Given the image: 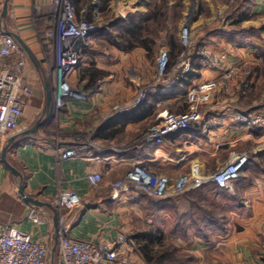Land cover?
Returning <instances> with one entry per match:
<instances>
[{
	"label": "crops",
	"instance_id": "obj_1",
	"mask_svg": "<svg viewBox=\"0 0 264 264\" xmlns=\"http://www.w3.org/2000/svg\"><path fill=\"white\" fill-rule=\"evenodd\" d=\"M5 2L6 0H0V49L2 37L13 33L28 46L37 59L40 49L38 44L34 43L33 37L36 32L31 14L33 9L39 10L41 17L44 18L43 21L40 20L39 29L40 32L45 33L46 29L53 26L52 19L50 20L48 16V6L51 0H8L7 13L2 15ZM253 12L256 15H264V0H256ZM87 42L89 44V40ZM87 42L82 44L84 51L82 56L91 48ZM43 43L41 49L43 48L44 54L47 53L51 59L49 67L44 68L47 71L54 66V54L51 41L44 38ZM219 50L212 49L211 51L218 53ZM230 54V62H236L237 57H244L250 53L234 55L231 52ZM39 68L37 69L27 57L24 75L29 87L35 84ZM97 68L104 70L101 65ZM199 74V78L193 80L191 86L218 78L217 73L206 70L199 71ZM83 85L76 71L71 76V86L81 96L67 100L63 109L52 119L55 130L60 134L58 142H52L40 135L33 137V134L15 139L18 132L0 137V152L3 146L13 139L6 157L10 164H15L20 168L21 172L14 167L21 174V184L27 196L49 203L61 191H74L81 198V205L65 214V225L69 229V236L79 241L113 244L120 233H126L129 237L139 231L136 230V226L134 227L136 224L129 210L137 208L141 200L136 198V193L123 195L117 201L110 200L108 192L96 194L84 179L87 174L102 173L101 188L121 180L134 165H141L147 171L157 175H166L171 179L181 175L202 177L210 172L209 166L222 148L229 150V161L235 153H241L242 147L249 143L254 146L252 156H249L251 157L250 164L242 171L240 178L233 183L231 190H227L230 192V197H215L213 202L219 219L226 221L224 228L229 230L230 237L213 246L202 245L200 240L194 242L174 240L179 248L187 249L189 253L198 258L197 264H206L202 261L201 254L207 252H213L214 256L221 254L220 257H227L232 264H263L260 255L264 254V136L253 138L246 128L225 120L219 129L208 136H200L194 128H191L182 137L168 138L161 149L151 145H139L137 142L120 155L109 151H103V154H100L90 150L74 160L62 161L60 159L62 150L75 144L73 138L76 134L91 136L99 144L104 143L107 146L111 144L112 147L118 135H123L122 139L126 140L128 136L147 129L155 114L154 102H165L164 106L169 110L174 105L170 103L176 101L174 98H179L188 90L187 88L186 92H178V94L173 91L171 96L166 97L165 95L171 92L161 90L154 101L151 94L140 110V112L147 110L146 116L121 125V121L110 115V107L113 101L122 100L123 87L118 90V86H115V83L108 78L99 82L97 92L93 89L86 91ZM44 87L43 84L41 90L45 97ZM236 94H238L237 97L231 100L233 104H230L233 111L244 113L257 110L253 104H247L248 102L235 103L238 99L247 97V84L237 86ZM52 104L46 112L45 100L43 106L39 107H32L31 104L25 102L20 125L24 126L25 119L28 122L31 118L49 114L52 111ZM110 131L118 133L114 138L106 139L108 140L106 141L104 135ZM186 142L190 146H187ZM202 188L206 189L205 186ZM190 203L187 196H181L170 203L153 200V207L158 209V213L153 214V219L146 220L145 224L150 229L161 231L165 237L172 238V240L180 238L178 233H175L179 229L186 236H199V229H196L190 217ZM171 204L174 205V211L176 210L177 214H174V211L173 213L168 211L171 209L168 208ZM27 209L28 205L24 204L17 194V184L13 176L0 163V227L18 229L28 232L33 238L44 240L49 248V256L45 264H59L57 253L53 255V252H56L52 222L54 212L41 208L47 221L43 226L36 227L26 220ZM134 215L137 214L134 213ZM135 251L130 254L131 260L144 264Z\"/></svg>",
	"mask_w": 264,
	"mask_h": 264
},
{
	"label": "built area",
	"instance_id": "obj_2",
	"mask_svg": "<svg viewBox=\"0 0 264 264\" xmlns=\"http://www.w3.org/2000/svg\"><path fill=\"white\" fill-rule=\"evenodd\" d=\"M98 6L99 0H91L88 9L85 7L77 13L71 0H51L49 3L53 28L46 33L45 38L51 41L54 66L46 71V80L52 94V111L55 113L63 109L68 99L81 96L72 88L71 76L79 67L82 44L97 32L95 22L100 16ZM88 12L90 18L84 17ZM188 33L187 26H184L180 36L184 51L171 70L174 75L172 81L167 74L169 60L166 50L160 52L156 62L157 79L165 84L171 81L166 85V90L191 69L190 56L186 50L190 46ZM200 56V71L217 73L218 78L190 86L187 92L179 97V101L186 105L183 112H170L162 101L156 102L154 117L142 133L139 145H151L161 149L168 138L182 137L191 128L200 136H208L219 129L225 120L253 132L264 129V114L259 110L239 113L227 104L211 107L210 102L216 93L232 97L236 79L243 74L242 64L230 62L226 52L214 55L208 47L200 51ZM26 61L25 53L14 38L3 36L0 49V137L17 131L25 102L32 95L24 75ZM151 94L153 91L139 93L130 107L128 105L114 108L113 116L120 117L138 108ZM186 144L190 146L189 143ZM94 147L96 146L93 142L72 144L62 150L60 159L74 160ZM246 165L247 154L235 153L215 173L203 177L181 175L171 179L166 175L147 171L141 165H134L121 180L109 183L105 188H101L102 173L93 172L87 174L84 179L96 194L108 192L112 201L131 193H140L153 200H165L207 184L231 190ZM50 202L55 207L58 221L56 253L59 264H138L130 258L131 252L135 251V244L126 233H120L113 244L79 241L69 236L65 214L81 205V198L74 191H61ZM26 220L33 226L41 227L46 223L47 217L43 209L28 205ZM48 256L49 248L44 240L33 238L28 232L18 229L0 227V264H45Z\"/></svg>",
	"mask_w": 264,
	"mask_h": 264
},
{
	"label": "rangeland",
	"instance_id": "obj_3",
	"mask_svg": "<svg viewBox=\"0 0 264 264\" xmlns=\"http://www.w3.org/2000/svg\"><path fill=\"white\" fill-rule=\"evenodd\" d=\"M255 2L256 0H99L98 7L100 16L95 22L97 32L96 35L89 39V44L87 42V45L91 48L85 52L84 56H82L84 53L83 47L81 48L80 64L76 70L77 77L85 86L88 85L90 77L95 78L90 87L87 86L84 88L86 91H91L93 89L97 92L99 82L106 78L112 83H115V86H118V90L123 87L124 90L121 89L124 92L122 93V95H124L122 100L113 101L110 107V115L113 116L115 112L113 111L114 108L119 109L128 105L130 107L139 93L151 91H153V94L155 92L159 93L160 90L168 87L166 85L171 83L174 76L171 70L177 64L176 58L184 51L180 36L183 27L187 26L190 46L188 45L189 47L186 50L189 55L194 47H200V51L205 47H208L210 51L212 49H220L218 53L211 51L214 55L224 52L227 54L233 52L234 55L250 53V56H240L241 58L237 57L238 59H236V63H241L244 70L243 74L236 79L232 97H226L221 93H216V96L210 102L211 107L213 108L217 104H227V106L230 107V104H233V102H231L232 98L235 99L238 95L236 94V87L247 84V97L240 100L238 99L235 103L245 104L248 102L247 104H253L254 108L264 114V15H256L253 12ZM90 4L91 0H81L79 4H74L75 11H80L85 7L88 9ZM135 13L146 14V18L140 26L142 38L147 41V44L150 43L152 45V51L148 55L147 52L140 47H135L127 51L119 49L127 48V45H125V42L121 38L124 36L127 27L125 24L117 28V26H114L115 20L121 18L127 21L128 17ZM31 15L32 24L36 32V35L33 37V39H35L34 43L38 44L40 49H38L39 53H37V57L39 58V60L38 58L37 60L39 61L40 68L39 73L35 77V84L30 86L32 95L27 98L26 104H31L32 107H39L43 106L44 100L46 104L47 100L46 93L44 97L41 89L43 88V84L44 86L45 83L47 84L46 69L44 68L49 67L51 59L47 53L44 54V51H42L43 48L41 49V47L44 44L45 34L50 29H46L45 33L40 32V20L43 21L44 18L41 17L38 9H33ZM48 16L51 20L50 15ZM172 47L175 48L174 52H178V54L176 58H172V56L169 58V63L172 64L175 62V64L170 66L171 70L167 72L171 81L165 84L157 79L156 62L163 49L171 53ZM260 59H262V61H260ZM84 65L86 66L84 67ZM98 65H101L104 70L98 69ZM125 91L128 92L126 93ZM176 93L178 94L177 91ZM49 96L52 102V94H50V92ZM76 98L77 97H74L68 100ZM174 99H176V101L170 103L174 105L171 106L169 111L174 113L178 110L181 112L185 111V103L179 101L178 97ZM163 104H165V102H163ZM250 112L252 111H246L244 113ZM57 114L58 113L50 111L49 114L31 118L28 122L25 119L23 122L24 126L20 125L16 132H25L37 123L39 127L33 133V137L40 135L52 142H58L60 134L55 130L52 124V119L56 117ZM31 116L32 115H30V117ZM145 130L133 136H128L126 140L122 139L123 135H118L117 141L112 143V147L111 144L109 146L104 143L99 144L93 137L80 134H76L73 140L77 145L93 142L96 146L93 151L96 153L103 154V151H109L112 154L120 155L130 149L135 143L139 142L141 134ZM250 134L253 138L263 137L264 129L256 132L250 131ZM241 150V153L247 154L248 163L249 158H251L249 156H252L251 152H253L254 146L247 143ZM228 153L229 150L227 148H222L218 153L219 155L209 166L210 174L208 173L205 176L215 173L219 169L218 167L224 166L228 162ZM194 195H198V193L189 194V196L186 195L190 200H195L192 201L193 205L189 210L194 220H198V218L203 216L200 214L202 211L213 212V206L208 203L214 202L215 197H228L220 193L212 197L213 194L211 195L206 192L200 196ZM135 196L140 199L141 202L137 205V208L132 210L128 209L131 217L134 218L133 222L136 224L134 227L136 226V230L139 231L149 230L150 227H148L145 222L146 220L153 219V214L158 213V209L153 207V199L142 194H136ZM206 200H208V202ZM52 208L55 210L54 205ZM168 208H171L168 211L173 213L174 205L171 204ZM134 213L137 215H134ZM177 213L178 212L175 210L174 214ZM214 216L216 217V215ZM225 223L226 221H220L212 231L211 228L205 230L204 228L202 229V227L198 228L199 236L196 237L186 236L179 229L175 233H178V237L180 238H173L172 240V238L165 237L164 246L169 252H173L176 258L181 262L182 260L186 261L190 258L189 261L185 263L182 262V264H197L198 258L192 253H189L187 249L179 248L174 239H178L182 242L200 240L202 241V245L213 246L215 243H219L230 237L229 230L224 228ZM197 224L199 226H204V224H200V222ZM202 236L204 238H202ZM135 252L140 256L137 251ZM212 253L207 252L201 254L202 261L206 264H232L227 257H220L221 254L214 256ZM53 255H56L55 251ZM260 256L262 257L264 254Z\"/></svg>",
	"mask_w": 264,
	"mask_h": 264
},
{
	"label": "trees",
	"instance_id": "obj_4",
	"mask_svg": "<svg viewBox=\"0 0 264 264\" xmlns=\"http://www.w3.org/2000/svg\"><path fill=\"white\" fill-rule=\"evenodd\" d=\"M81 2V0H71L72 5L74 6V4H79ZM77 13L79 12V10H76ZM84 17L86 18H90V13L88 12ZM146 18V14L144 13H135L132 16L128 17L127 21H124L125 19H121L118 18L115 20V24L114 26H117V28H120L121 25H125L127 29L124 32V36L121 37L123 39V41L125 42V45H127V48H119L122 51L124 50H131L135 47H140L142 48L144 51L147 52V55L149 53H151L152 51V45L149 43L147 44V41L142 38V33H141V26L140 24L144 21V19ZM53 28V26L50 28L51 31ZM47 31V32H48ZM96 35V33L94 34ZM93 35V36H94ZM175 48L172 47V52L169 53L167 52L168 55V60L169 58H176L178 52H174ZM191 54L190 56V61H191V69L190 71L184 75L183 78H180L178 81H175L170 87H169V91L171 93L165 95L166 96H171L172 92L177 91V92H181L184 93L186 92L187 88H189L191 86V82L197 78H199V71H200V47L199 48H193V50H191ZM180 57V54L177 56V60ZM50 63V62H49ZM174 63H169L168 64V71H170V66L174 65ZM93 77V76H92ZM100 78V77H98ZM95 78H91L88 80V87H90L92 85V83L94 82ZM85 86V88L87 87ZM163 89H167V88H163ZM162 89V90H163ZM161 91V90H160ZM157 92H155L154 94H152L151 96H153V101L155 100L156 96H157ZM150 97V96H149ZM149 97L138 107L135 109H132L130 112H128L127 114L120 116V117H116L119 121H121V125L126 124L127 122H131L134 121L136 119H139L140 117H144L146 116V111L147 110H143L142 112H140V110L142 109V106L148 101ZM154 104H156L154 102ZM180 111V110H179ZM117 131H110L109 133H107L106 135H104L105 140L106 139H112L117 135ZM108 141V140H106ZM25 142H27V140H25ZM250 164V158L249 161L247 163V165L245 166V168L243 169V171L247 168V166ZM13 167H15L17 170L20 171V168L18 166H16L15 164H11ZM21 172V171H20ZM24 176V175H22ZM240 178V176H239ZM238 178V179H239ZM237 179V180H238ZM202 188V187H204ZM204 186H200L198 188L195 189H191L188 190L187 192H185L183 195L184 196H189V194H194V193H198V195H194V196H200L201 194L206 193H210L211 195L213 194L212 197H215V195L217 194H223L224 196H228L230 197V192H228L226 189H220L218 187H216L214 184H207ZM195 191V192H193ZM204 192V193H203ZM140 194V193H138ZM143 195V194H142ZM181 195V196H183ZM145 196V195H144ZM181 196H178L176 198H171V199H165V200H156V201H164V202H168L170 203L171 201H174L177 198H180ZM191 201V206L193 205L192 201L195 200H190ZM208 202V200H206ZM49 203H51L49 201ZM209 205L213 206V212L212 211H202L201 214L203 215L201 218H198V220H194L192 218V214H190V217L192 219V223L195 225L196 229L201 228V227H205L207 228H214L216 225L219 224L220 221H222L221 219H219L218 217V213L216 211V208L213 205V202L208 203ZM159 205V204H158ZM216 215V217L214 216ZM178 219L180 220V217H178ZM178 220V221H179ZM200 224H204V226H199L197 223ZM206 222V223H205ZM129 238L131 240H133L134 244H135V250L140 254L144 264H182V262H187L190 260H182L179 261V259L176 258V255H174V253L169 252L165 246H164V238L165 236L162 234L161 231H156L153 228L149 229V230H145V231H140V232H136L134 234H132L131 236H129ZM202 238H204L202 236ZM261 261L264 264V256L261 257Z\"/></svg>",
	"mask_w": 264,
	"mask_h": 264
},
{
	"label": "water",
	"instance_id": "obj_5",
	"mask_svg": "<svg viewBox=\"0 0 264 264\" xmlns=\"http://www.w3.org/2000/svg\"><path fill=\"white\" fill-rule=\"evenodd\" d=\"M7 1L8 0H6L5 4L3 6L2 15H5L7 13ZM8 36H11L14 38V40L19 44L21 50L27 55L29 60L38 69L40 67V64H39L38 60L36 59V57L34 56V54L28 48V46L17 35H15L13 33H8ZM45 90H46V98H47V100H46V112H48L50 105H51V100H50V96H49L50 91L48 89L47 84H45ZM38 127H39V124L36 123L29 130L16 134V136L14 138L16 139L18 137H28L31 134H33L35 132V130H37ZM12 141H13V139L9 140L8 143L5 146H3V148L1 149L0 163L13 176V178L17 184V194H18L20 200L24 204L31 205V206H34L36 208H47V209H50L54 212L53 217H52V222H53V229H54V243L56 245L57 244V237H58V221H57V216H56L55 210L52 208L51 204H49L47 202H42V201L37 200L33 197L27 196L24 193V187L21 184V182H22L21 174L7 161V157H6L7 152L9 150V146L12 143Z\"/></svg>",
	"mask_w": 264,
	"mask_h": 264
}]
</instances>
